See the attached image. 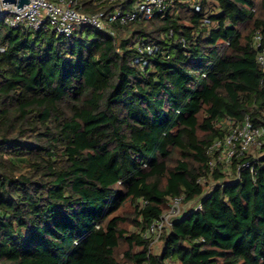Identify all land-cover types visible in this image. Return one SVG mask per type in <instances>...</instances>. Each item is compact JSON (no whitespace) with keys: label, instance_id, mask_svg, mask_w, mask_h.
Listing matches in <instances>:
<instances>
[{"label":"trees","instance_id":"trees-1","mask_svg":"<svg viewBox=\"0 0 264 264\" xmlns=\"http://www.w3.org/2000/svg\"><path fill=\"white\" fill-rule=\"evenodd\" d=\"M95 1L78 7L137 0ZM200 6L71 36L0 15V264H264V143L209 166L233 125L264 128V0ZM176 196L202 207L154 252L145 233Z\"/></svg>","mask_w":264,"mask_h":264},{"label":"built area","instance_id":"built-area-1","mask_svg":"<svg viewBox=\"0 0 264 264\" xmlns=\"http://www.w3.org/2000/svg\"><path fill=\"white\" fill-rule=\"evenodd\" d=\"M81 0H30L22 8L15 4H2L0 15H6V23L11 28L28 26L32 29L41 28L48 22L58 34L71 36L78 26L90 25L100 30L112 32L110 24L119 23L127 25L139 21L143 18H150L155 14L165 13L170 6L171 0H137L129 9L124 10L122 6L112 9H103L97 12L83 11L78 7ZM118 0H97L95 3L113 4ZM189 4L199 10L200 0H188ZM172 33V32H171ZM254 43L258 49V62L264 69V42L260 32L254 33ZM135 47L142 55L144 53H153L156 50L152 42L140 39ZM142 64H148L147 60L139 58ZM264 143V128L255 126L247 116L237 125H233L229 131L220 138H217L210 149L214 156L209 160V166H228L235 157H239L252 148H260ZM251 167L250 161H243L239 167ZM207 181L205 176H200L198 182ZM215 186V183L212 187ZM211 187V188H212ZM183 196H176L169 209L153 220L145 236L151 240V245L161 240L164 232L170 230L173 220L185 211ZM193 209L202 207L200 201L193 204Z\"/></svg>","mask_w":264,"mask_h":264},{"label":"rangeland","instance_id":"rangeland-1","mask_svg":"<svg viewBox=\"0 0 264 264\" xmlns=\"http://www.w3.org/2000/svg\"><path fill=\"white\" fill-rule=\"evenodd\" d=\"M250 151L255 152L256 148H252ZM224 167H225V170L227 172H229L231 170V167L229 165L228 166H224ZM214 183H215L214 179L210 178L209 182L205 184L206 189L211 188L214 185ZM192 206H193V203L185 202V204H184V207L186 209L192 208ZM131 210H132V208L130 206H127L126 209H125V212H130ZM125 226L131 227V225L129 223H126ZM162 244H163L162 241H158L156 244H154L153 245V251L154 252H160V250L162 248ZM124 247L125 246H123V248Z\"/></svg>","mask_w":264,"mask_h":264},{"label":"water","instance_id":"water-1","mask_svg":"<svg viewBox=\"0 0 264 264\" xmlns=\"http://www.w3.org/2000/svg\"><path fill=\"white\" fill-rule=\"evenodd\" d=\"M30 0H0V11L2 4H15L18 6V8L24 7L26 4H28Z\"/></svg>","mask_w":264,"mask_h":264}]
</instances>
